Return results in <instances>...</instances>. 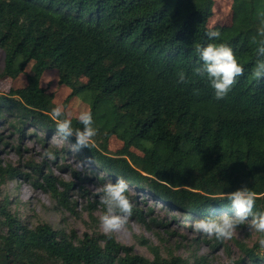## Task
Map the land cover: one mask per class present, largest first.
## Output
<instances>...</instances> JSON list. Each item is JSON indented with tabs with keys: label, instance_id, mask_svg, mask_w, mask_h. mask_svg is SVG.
Segmentation results:
<instances>
[{
	"label": "trees",
	"instance_id": "16d2710c",
	"mask_svg": "<svg viewBox=\"0 0 264 264\" xmlns=\"http://www.w3.org/2000/svg\"><path fill=\"white\" fill-rule=\"evenodd\" d=\"M212 6L213 0H0V76L16 79L34 62L24 87L0 94V122L21 136L26 127L42 131L45 148L56 135V122L53 96L40 87V79L55 70L60 84L71 90L67 100L88 96L98 133L89 148L49 150L52 161L75 154L91 172H101L102 181L124 178L152 202L186 217L233 216L223 194L241 187L256 193L253 212L264 211V77L252 75L256 60L264 59L252 41L264 0H232L231 23L224 27H208ZM209 30H218L220 39L210 40ZM213 42L231 47L243 67L220 100L206 77L194 75L202 66L197 46ZM180 71L186 83L177 82ZM72 125L83 127L75 118ZM112 135L122 142L114 153L107 148ZM64 142L73 146L75 138ZM28 165L32 177L0 161V187L30 179L58 208L76 214L69 199L74 183L58 179L44 163ZM70 175L87 179L76 170ZM127 195L132 215L142 222L135 197ZM12 204L9 196L0 198V264H208L204 257L172 252L163 257L137 236L135 242L152 259L135 253L99 229L95 204L87 203L89 229L80 236L47 223L31 228ZM208 243L213 250L223 247L215 238ZM257 246L244 249L234 264H264Z\"/></svg>",
	"mask_w": 264,
	"mask_h": 264
},
{
	"label": "rangeland",
	"instance_id": "374dc122",
	"mask_svg": "<svg viewBox=\"0 0 264 264\" xmlns=\"http://www.w3.org/2000/svg\"><path fill=\"white\" fill-rule=\"evenodd\" d=\"M232 0H213L212 14L208 20V27H224L231 23ZM30 62L24 73L16 79L0 76V94L7 93L10 89H19L26 85V75L32 72ZM3 70V54L0 52V74ZM86 79L82 78V82ZM40 87L47 93L52 94L54 107L63 105L66 113H71V119H77L81 111L89 109V98L86 95H79L67 100L71 90L60 84L58 73L55 70H47L40 79ZM4 123L0 122V161L3 164L20 166L24 173L32 177L29 163L35 165L43 164L44 168L51 171L58 179L65 182L74 183V188L70 192L69 199L76 203V214H71L56 206L55 201L49 195L33 186L28 180H16L0 187V198L9 196L13 204L11 210L27 224L34 227L38 223H47L57 230L66 233L74 231L78 236L89 229L88 213L85 211L87 203L95 204L94 216L99 220L105 209L99 197L101 189L108 181H102L101 172L92 171L91 166L82 162L75 154L66 155L65 159L55 161L42 158L44 150H60L66 148L72 151L73 147L61 141L56 135L51 136L43 147L41 140L44 135L42 131H35L26 127L23 135L10 131ZM20 137V138H19ZM22 137V138H21ZM68 145V146H67ZM122 147V142L116 135H112L108 140V150L116 152ZM135 151V150H133ZM136 153L140 154L139 151ZM66 170H60L59 167ZM76 170L82 174H87V179L83 182L74 179L70 172ZM129 187L131 196L135 197L134 207L138 209L142 222L136 215H131L127 224L119 231L113 232L117 241L132 246L134 252L148 259H152L151 252L144 246L135 242L134 237L146 238L149 243L157 246L160 254L165 257L168 252L177 254L183 258L192 259L194 257H204L208 264H226L227 260H232L233 264L243 257L244 249H251L258 245L259 233L249 227H239L238 235L231 240L223 241V247L213 250L211 248L212 238L193 231L192 224L199 218L186 217L174 210H169L158 203L152 202L147 193L143 190ZM86 192V193H85ZM85 193V195H84ZM97 202V203H96ZM152 209L148 213V208ZM175 216L176 219H172ZM205 240L207 242H205ZM255 252L264 255V250L255 248ZM246 264V263H243Z\"/></svg>",
	"mask_w": 264,
	"mask_h": 264
},
{
	"label": "clouds",
	"instance_id": "9594fccd",
	"mask_svg": "<svg viewBox=\"0 0 264 264\" xmlns=\"http://www.w3.org/2000/svg\"><path fill=\"white\" fill-rule=\"evenodd\" d=\"M259 15L262 17L261 26L252 41L256 44L257 55L264 56V13ZM206 35L210 40H219L221 37L218 30H209ZM196 52L199 54L202 66L194 69V75L207 78L214 90L215 99L225 98L236 84L237 77L243 74V67L232 48L225 43L213 42L203 47L197 46ZM252 75L256 79L264 77V59L256 60ZM177 82H187L183 71L177 73ZM51 116L56 122V136L61 141L74 137L75 145L72 147L75 150L89 148L94 143L93 138L97 135L98 129L94 126L91 109L81 111L77 116L82 128L73 127L71 113H66L63 105L52 108ZM41 155L42 158L55 159L54 153L49 150H44ZM99 191L102 193L100 202L105 209L99 218L100 227L110 238L113 232L121 230L127 224L132 215L133 204L127 195L129 187L124 178H117L115 183H106ZM223 198L230 202L234 215L223 214L219 217L195 220L192 224L194 232L215 238L217 241H227L238 235L239 226L247 225L250 229L264 234V211L253 212L256 204L255 192L248 187H241L233 192L224 193ZM258 244L264 250V235H261ZM226 264H233V261L229 259Z\"/></svg>",
	"mask_w": 264,
	"mask_h": 264
},
{
	"label": "crops",
	"instance_id": "0c3cea01",
	"mask_svg": "<svg viewBox=\"0 0 264 264\" xmlns=\"http://www.w3.org/2000/svg\"><path fill=\"white\" fill-rule=\"evenodd\" d=\"M30 65H32V64H30Z\"/></svg>",
	"mask_w": 264,
	"mask_h": 264
}]
</instances>
